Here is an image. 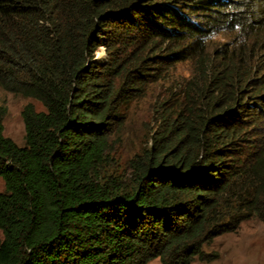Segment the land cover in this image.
Wrapping results in <instances>:
<instances>
[{
  "label": "trees",
  "instance_id": "16d2710c",
  "mask_svg": "<svg viewBox=\"0 0 264 264\" xmlns=\"http://www.w3.org/2000/svg\"><path fill=\"white\" fill-rule=\"evenodd\" d=\"M182 65L114 169L131 107ZM0 90L43 108L17 147L0 105V264H204L264 224V0H0Z\"/></svg>",
  "mask_w": 264,
  "mask_h": 264
},
{
  "label": "rangeland",
  "instance_id": "374dc122",
  "mask_svg": "<svg viewBox=\"0 0 264 264\" xmlns=\"http://www.w3.org/2000/svg\"><path fill=\"white\" fill-rule=\"evenodd\" d=\"M227 42L226 36H217L209 42V50ZM95 60L105 61L102 50L96 53ZM189 71L188 65L179 66L171 81L151 85L145 99L133 104L123 129L117 135L118 139L117 137L112 139L114 158L111 166L114 169L125 170L127 174V163L146 146L148 133L156 125L157 112L160 111L162 103L165 102L167 105L180 99ZM0 105L6 109L2 123L3 136L17 147H22L24 145V127L21 119L23 108L31 105L36 112H43L42 106L31 99H24L1 90ZM2 191L3 184L0 181V193ZM205 253L210 257L209 262L204 264H264V224L256 220L245 222L238 231L215 238L205 249ZM149 264L159 263L154 260Z\"/></svg>",
  "mask_w": 264,
  "mask_h": 264
}]
</instances>
